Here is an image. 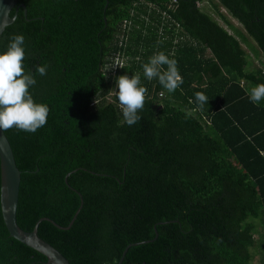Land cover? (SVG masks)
<instances>
[{
    "label": "trees",
    "instance_id": "trees-1",
    "mask_svg": "<svg viewBox=\"0 0 264 264\" xmlns=\"http://www.w3.org/2000/svg\"><path fill=\"white\" fill-rule=\"evenodd\" d=\"M170 1L15 0L9 15L25 13L0 33V52L24 36L29 92L50 109L35 133L3 131L20 170L16 222L65 226L80 204L67 228L36 226L70 264H116L132 242L119 264H264V100L248 96L264 84V0ZM157 52L177 61L174 92L143 75ZM136 73L148 92L128 126L111 93ZM0 264H50L1 213Z\"/></svg>",
    "mask_w": 264,
    "mask_h": 264
},
{
    "label": "clouds",
    "instance_id": "clouds-1",
    "mask_svg": "<svg viewBox=\"0 0 264 264\" xmlns=\"http://www.w3.org/2000/svg\"><path fill=\"white\" fill-rule=\"evenodd\" d=\"M24 43L22 34H14L6 50L0 52V130L15 128L35 133L46 125L50 109L46 104L35 102L29 92L36 80L31 72L24 69ZM113 66L124 68V63L117 59ZM47 67L37 65L35 70L43 76L47 74ZM142 69L148 81L157 79L169 93L176 91L183 84L177 61L170 59L164 52H157L149 57L148 62L142 64ZM115 84L116 90H112L111 94L119 102L123 122L128 126L135 125L141 119L138 113L144 108L148 92L141 84L140 73L131 76L120 75L116 78ZM248 96L254 104L264 100V84L251 87ZM208 99L203 92L195 93V101L200 108L207 104ZM222 110L223 108L220 109Z\"/></svg>",
    "mask_w": 264,
    "mask_h": 264
},
{
    "label": "water",
    "instance_id": "water-1",
    "mask_svg": "<svg viewBox=\"0 0 264 264\" xmlns=\"http://www.w3.org/2000/svg\"><path fill=\"white\" fill-rule=\"evenodd\" d=\"M106 1L103 5V10L106 5ZM15 0H0V33L5 27L13 21L17 6L20 5L25 13V8L22 3L15 6L14 12L9 15L10 9L14 6ZM20 179V170L15 164L13 153L10 144L3 132L0 130V213L3 220V224L8 232V234L21 243L35 249L36 251L43 254L46 258V262L50 264H70L68 260L61 254V252L52 246L49 242L40 238L36 233V226L38 221L47 220L59 228H67L75 217L79 206L75 209L71 219L68 221L67 225L61 226L54 222L47 216L39 217L33 224L30 230H25L19 227L15 218V209L18 196V184ZM155 231V230H154ZM155 233V232H154ZM150 239H145L147 241ZM141 242V241H140ZM136 242L128 243L121 251L116 264L121 261L122 255L126 248L130 244H135Z\"/></svg>",
    "mask_w": 264,
    "mask_h": 264
},
{
    "label": "rangeland",
    "instance_id": "rangeland-1",
    "mask_svg": "<svg viewBox=\"0 0 264 264\" xmlns=\"http://www.w3.org/2000/svg\"><path fill=\"white\" fill-rule=\"evenodd\" d=\"M198 5L203 9V10H206L207 12H210L214 18H216L220 23H222L220 21V19L211 11V7H210V4L209 2L207 1H202V2H199ZM219 9L222 11V13L229 19V21L236 27L240 28V24L236 21L235 18H233L231 15H229L226 10H224L221 6H219ZM248 41L254 45V42L249 38L247 37ZM245 46V49L247 51V54H248V59L251 61L252 63V66H258L259 65V61L260 59H263V56L262 54L257 51V52H252L248 47L247 45H244ZM256 47V46H255ZM256 260V258L254 257V261Z\"/></svg>",
    "mask_w": 264,
    "mask_h": 264
},
{
    "label": "built area",
    "instance_id": "built-area-1",
    "mask_svg": "<svg viewBox=\"0 0 264 264\" xmlns=\"http://www.w3.org/2000/svg\"><path fill=\"white\" fill-rule=\"evenodd\" d=\"M173 1H174V0L170 1L169 3L173 2ZM148 5L151 6L150 2H149ZM117 59H119L120 61H122V57H119L118 54H117V55H115V57L112 59V62L110 63V65H108V67H109V66H110V67L112 66V67L110 68L111 72H113L117 67H119V66H113L114 62H115ZM110 70H109V71H110ZM158 94H160V93H158Z\"/></svg>",
    "mask_w": 264,
    "mask_h": 264
}]
</instances>
